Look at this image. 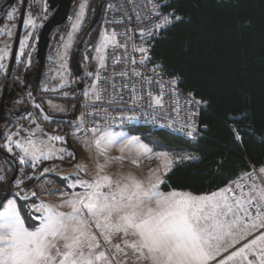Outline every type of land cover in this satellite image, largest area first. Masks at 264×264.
Returning a JSON list of instances; mask_svg holds the SVG:
<instances>
[{"label": "snow or ice", "instance_id": "snow-or-ice-1", "mask_svg": "<svg viewBox=\"0 0 264 264\" xmlns=\"http://www.w3.org/2000/svg\"><path fill=\"white\" fill-rule=\"evenodd\" d=\"M84 7L82 4L76 22L72 25L73 32L68 33L67 40L61 37L64 41L61 45L63 51L58 50L57 63L64 71L56 72V76L61 77L59 88L70 83L65 78L66 58L73 43V33L84 21ZM152 7L161 22L150 21L151 27L139 29L141 44L137 45L134 41L131 43L132 51L141 54L140 59L128 52L131 37L121 43L118 37L122 34L115 29L102 33L100 42L94 48L98 67L94 72L87 73L95 83L89 85V89L83 93L92 100L93 105L105 100V89L100 84L101 81H108L101 75V71L107 70V49L111 47L121 49L124 53L117 57L113 52L112 65L123 63L127 67L112 74L114 97L107 101L109 104L115 103L116 97L122 101L123 92L127 89L133 104L147 96L150 107L163 108V98L165 94H170L176 100L174 111L179 113L181 110L179 84L182 78L172 76L164 81L162 64H154L150 70L151 75H145L143 68L152 59L150 48L145 43H150L161 31L183 18L174 11L163 15L154 3ZM15 11L13 9L6 13V17L14 18ZM137 20H140L139 15ZM23 26H31L34 31L40 27L30 13L26 14ZM4 34L11 37L12 32L5 27L0 29V35ZM123 35L127 36L128 33ZM32 38L33 33H29L19 40L17 60L25 55L28 41ZM11 55L8 44L0 48V69L5 68L3 61ZM26 62L31 64L30 52ZM116 76L122 80L127 79L129 83L121 84L117 90L114 82ZM154 84L158 87L159 95H154L151 90ZM185 102L188 106H206L207 103L195 100L193 93L187 94ZM48 103L57 111L66 110L64 106L55 105L52 101ZM195 114L191 113L192 116ZM86 115L95 116V107L91 112L81 113L77 121L69 123H74L77 132L93 133V144L97 150L93 157L96 161L95 175L89 180H78L70 186H79L82 189L80 192L73 191L66 198L60 193L62 199L58 204L40 201L35 206L39 212L35 218L38 223L32 229L25 226L15 201H7L4 210L0 211V264H264V165L259 168L253 166L252 171L210 193L195 194L181 190L164 192L161 190V185L166 183L163 176L172 170L174 164L193 157L157 152L151 146L155 142L145 143L138 136L117 135L109 130L101 131L98 127L85 128ZM44 119L53 120L54 117L45 114ZM188 127H193V122L190 121ZM37 130L45 132L37 124L36 129L26 130L21 126L16 133L8 135V151H12L13 145L20 148L23 152L19 156L20 163H31L33 168L54 157L63 159L62 155L57 154L68 150L57 149L50 142H66L65 138L48 136V142L38 143L33 139ZM20 131L29 133L27 146L20 140L12 139ZM97 132L101 134L95 136ZM188 135L191 136L192 132ZM237 139L240 137L237 136ZM84 146L87 149L86 143ZM113 147L119 148L120 155L110 154ZM68 154L75 157V153ZM101 158L103 163L100 162ZM150 159H156L160 164L156 168H149L146 175H137L132 170L140 168L144 160ZM116 164L120 168L114 173L110 172V167ZM125 165L129 167L125 168ZM83 170L87 175L86 166ZM43 171L46 173L48 169ZM22 183L20 179L15 181L17 186ZM31 195L35 196V193ZM255 232H259V235L247 239ZM244 240L247 242L229 253L230 248ZM250 254H254L253 259L248 258ZM218 257L221 258L218 260Z\"/></svg>", "mask_w": 264, "mask_h": 264}, {"label": "trees", "instance_id": "trees-1", "mask_svg": "<svg viewBox=\"0 0 264 264\" xmlns=\"http://www.w3.org/2000/svg\"><path fill=\"white\" fill-rule=\"evenodd\" d=\"M161 1L183 19L146 46L165 75L180 76L183 88L207 102L200 114L203 134L193 141L137 122L128 126L194 153L164 175L163 191L210 193L264 165V0ZM93 2L92 20L105 0ZM29 4L37 9L36 0ZM97 25L86 28L87 37ZM26 166L29 173L30 163ZM48 174L62 183L69 177ZM16 197L21 205L33 198Z\"/></svg>", "mask_w": 264, "mask_h": 264}, {"label": "rangeland", "instance_id": "rangeland-1", "mask_svg": "<svg viewBox=\"0 0 264 264\" xmlns=\"http://www.w3.org/2000/svg\"><path fill=\"white\" fill-rule=\"evenodd\" d=\"M48 0H36V8L33 10L29 4L27 5V10L26 14L30 13L32 18L35 20L37 25H40L35 31L32 29L31 26L27 28H23V32L21 35V38L28 36L29 33H33V38L28 41V47L25 49V55L20 57L19 60L16 59L15 62V68L11 71V75H14L15 73H22L23 75V85L25 84V73L26 69L31 67L34 62L36 61V45H37V37H39L40 30L42 28L44 20H46L50 14L51 11L49 10L48 7ZM94 0H80L78 6L71 12L69 16L70 20V30L67 32L61 31L59 27H57L53 33L52 37L54 35L53 41L56 38L58 42L51 46L47 52L48 56V64L46 68V72L44 74V79H43V85L39 86V93L37 94V98H34L32 96L31 91L28 90V92L31 95L32 100L34 101V106L35 109L30 111L29 113H25V126L23 125V128L26 130H33L36 129L37 124H39L45 132H40L37 130L36 136L33 137L38 143L40 141H45L48 142V136H62V132H60V128L62 129V125L59 127V124H54L53 121L56 122H61L63 119H69V116H71L74 112V100H76V94H77V89H76V80L75 76L73 74L72 68H71V58L76 50V46L80 40H85V45L81 51L80 54V63L81 66L84 70H86V77L85 84H93L94 80L91 76H88L87 73L94 72V70L97 69L98 67V61L94 57H96L97 53L94 51L95 46L100 42L102 38V33L104 32L102 28V17L98 25L95 27V30L91 33L89 37H87V31L86 28L91 25L93 22L92 20V15H93V9H94ZM84 5V12H85V18L82 23V25L79 27V29L73 33V43L71 48L68 50L67 58H66V69L67 72L65 73V78L70 82L66 87L64 88H59V84L61 82V77L56 76L57 71H64L63 69L59 68V65L57 63V52L58 50L63 51L61 48V45L63 44V40L61 37H64V40H67L68 33L73 32L72 25L76 22L78 13L81 10V5ZM105 4V3H104ZM97 12V11H96ZM25 14V17H26ZM15 26V27H13ZM8 29L11 30L12 35L9 37L7 34L4 35V38L0 41V48L4 47L5 44L9 45L10 51L12 53L13 49V44H14V37L16 34V23L12 22L10 26H8ZM20 38V39H21ZM87 38V39H86ZM31 53V64H27V58H28V53ZM87 57V59L85 58ZM10 57L5 58L3 61L5 68L0 69V81H3L2 79H5L7 77V72H8V65H9ZM22 71V72H20ZM56 77L53 79L52 77ZM1 89V86H0ZM55 89V90H52ZM89 89V86L87 87ZM64 93H67V95H64ZM83 96V95H82ZM1 97V96H0ZM48 101H52L53 104L55 105H62L66 110L63 111H57L55 108L51 107L48 103ZM20 103H24L23 98L21 97ZM36 105H39L40 107L37 108ZM26 107V106H25ZM42 109V111H41ZM50 111V115H48L46 112ZM48 115L51 117H54L53 120H45L44 116ZM65 117V118H64ZM78 113L76 116L73 118V122L77 121L79 119ZM57 119V120H56ZM72 119V118H71ZM35 121V122H34ZM64 126L67 125L70 129L69 133V139L71 143L74 145V147L77 150L78 153V160L75 162L72 157L70 158H65L59 159L54 157L51 160H45L42 161L38 164L39 167H36L40 169L41 165H43L46 162L50 161H56L58 163H49L47 164L43 169L47 168L48 172H44L42 174V177L37 178V174L32 173L31 175H34L35 178L33 181H31V187L25 186V194H21L20 196L24 198L27 195L29 197H33L30 200L24 201V204H20L16 196L9 195L4 201L0 203V211L4 210L3 206H6V202L9 200L15 201L16 205L18 206L19 213L21 217L24 219L25 226L32 229L34 228L38 221H36V217L39 215V212L35 210V206L39 204L40 201H46L52 204H58L60 200L62 199L60 193L64 194V198L71 196L72 192H80L82 189L77 186L75 188L70 187L71 185L77 183L78 180H89L95 175L96 169H95V163L96 161L93 159V157L96 155V148L93 144L94 140V135L93 133H89L82 138H76V128L73 124H68L63 122L62 123ZM21 126H18L14 128L12 131L9 132V135L11 133H16ZM135 128V127H134ZM132 126H128V124L125 125H119L114 128L107 129L111 131L112 133H115L117 135H125V136H138L143 140L145 143H149L150 141L155 142L152 143L151 146L154 148L155 151L157 152H168L170 155L173 156H195L194 153L191 151L175 146V145H170L162 142L159 140L156 136L152 135L150 132L149 133H139L134 130ZM62 131V130H61ZM101 133L97 132L95 136H99ZM85 137L87 139L85 140ZM13 140H20L21 143L25 144L27 146L26 141L29 139V133L28 131H20L18 136H13ZM7 143V142H6ZM52 145H54L55 148H65L67 149V144L65 142L61 141H51L50 142ZM87 144L88 147L87 149L85 148L84 144ZM17 151V155L21 156L23 155V152L20 148H17L15 145L12 147L11 152ZM64 153H58L57 155H64ZM110 154L112 156H118L120 155L119 148L118 147H113L110 149ZM55 159V160H54ZM65 161H68V163H71L70 165L65 163ZM73 162V163H72ZM100 162L103 163V158L100 159ZM160 164V161L156 159H150V160H144L142 162V166L140 168H133L132 170L140 176H144L147 174L149 168H156ZM28 165V163H27ZM31 165V163H30ZM78 165L80 166L78 168ZM86 166L87 170V175H85L84 168ZM25 167L26 163H25ZM125 168H128L129 165H125ZM120 168L119 164L113 165L110 167L109 171L110 172H116ZM31 169L33 167L31 166ZM41 170V169H40ZM28 173V172H27ZM31 171H29L28 174H30ZM48 173H58L61 175H69L68 179L66 182H59L56 180V177H52ZM79 173V175H77ZM71 174V175H70ZM164 179V176H163ZM2 181V180H0ZM58 190V191H57ZM162 190V189H161ZM163 191V190H162ZM171 191V190H170ZM35 193V196H32L31 193ZM168 192V191H164ZM1 193V192H0ZM8 195L2 194L0 195L1 200ZM0 200V201H1ZM26 213V215H25ZM259 235V232L253 233V236L248 237L247 239H252L254 236ZM247 240L241 241L240 244H237L234 248L229 249V253L231 251H235L236 248H239L242 246L243 243H246ZM229 253H224L223 255H228ZM221 257H218L217 259L219 260ZM249 259L254 258V254H250ZM215 264V262H213Z\"/></svg>", "mask_w": 264, "mask_h": 264}, {"label": "built area", "instance_id": "built-area-1", "mask_svg": "<svg viewBox=\"0 0 264 264\" xmlns=\"http://www.w3.org/2000/svg\"><path fill=\"white\" fill-rule=\"evenodd\" d=\"M80 0H72L69 14L65 22L61 25V31L67 32L70 30V20L69 16L71 12L78 6ZM153 3L159 6V11L163 15H167L169 12L166 11L162 6L161 0H105L104 12L102 15V28L103 30H108L109 32L112 29H115L118 33H121L118 37L121 43H124L125 40H129L128 52L134 56L136 59L141 58V54L138 52H133L131 43L134 41L137 45L141 44L140 40V28H149L152 26V23H158V17L153 12ZM137 15L140 16V20H137ZM130 18V19H129ZM118 21H123L122 23H118ZM150 21L152 23H150ZM127 32L128 35L125 36L123 33ZM57 38V37H56ZM54 39L52 42L53 46L55 42L58 40ZM54 43V44H53ZM146 46V43H145ZM109 59L107 61V70L101 71V75L108 82L105 83L101 81L100 87L105 89L104 97L105 100L103 102H96L93 105V102L90 98H86L83 93L85 90H88L87 84L83 89H77L76 100H74V106H79L78 115L81 116V113L91 112L93 111V107L96 109V115H86L84 116V125L85 128L98 127L101 131L114 128L119 125L130 124L132 122L141 123L146 126L156 127L165 129L173 134L182 135L188 139L193 141L200 138L203 134L202 126L200 124V114L204 106L192 104L188 106L185 102V97L188 93H193L185 88H183L179 84V107L180 111L177 113L174 111L176 108V100L170 96V94H165L164 96V107H150L147 96H144L142 100H138L136 104L132 103L130 98V94L127 89L123 92V100L120 101L118 97H116V102L109 104L107 101L112 100L114 97V90L111 87L113 80L111 79L113 72H120L126 69V64L120 65H112L111 57L113 52H115V56L120 57L124 55L123 50L121 49H113L109 47L107 49ZM151 56V60L147 63V65L143 68L145 75H151V68L157 62L154 59V56L149 52ZM48 64V56H46L45 67L42 72L40 78V85H43L44 74L46 72ZM138 70H140V66H136ZM22 72V71H20ZM131 74V73H130ZM172 76L163 75L162 79L167 81ZM156 79L155 77H153ZM0 81L1 89L3 88L6 81H9L10 85L17 84L19 86H23V75L22 73H15L10 77H5ZM117 85V90H119V86L124 83H129L127 79H121L119 76L115 77L114 80ZM134 82V81H133ZM95 83V81H94ZM154 95H159L158 87L154 84L151 88ZM21 97L24 102L29 105L32 109L35 108L34 101L31 98L28 90L23 89L21 92ZM83 95V96H82ZM195 100L201 101L198 97L194 95ZM106 110V111H104ZM192 112L196 114L194 116L191 115ZM131 118V119H130ZM193 122V127H188L189 122ZM194 128V131H193ZM192 132V135L189 136L188 133ZM91 132H76V138H82L83 136L89 134ZM253 167V166H252ZM259 168L260 166H255ZM252 171V168L251 170ZM249 171V172H250ZM237 179L233 180L236 181Z\"/></svg>", "mask_w": 264, "mask_h": 264}, {"label": "water", "instance_id": "water-1", "mask_svg": "<svg viewBox=\"0 0 264 264\" xmlns=\"http://www.w3.org/2000/svg\"><path fill=\"white\" fill-rule=\"evenodd\" d=\"M1 1L3 0H0V3ZM28 1L29 0L23 1L19 24H18L16 36L14 39L13 49L11 53L12 55L10 57V61L8 65L7 77L11 76V71L13 70L15 62H16V55H17V51L19 48V40L21 38V34L23 30V20L25 19ZM71 1L72 0H48L47 1L51 14L46 20H44L42 28L39 33V37H38V41L36 45V61L31 67L26 69L25 84L23 85V87H20L17 84H14L11 86L9 81L5 82L2 93H1V100H0V122L3 119L6 105H9L11 102L17 105L21 101L20 92L22 91L23 88L31 91L32 96L34 98H37L38 89L40 86V78H41L43 69L45 67V59H46L47 51L50 46L52 33L57 27H60L67 19ZM15 2L16 0H4V6H12ZM103 11H104V2H101L97 9L96 15L93 19V22L90 25V28L94 27L100 22ZM83 42H84L83 39L78 42L76 46V50L74 51L72 58H71V68H72L73 74L75 77L80 79L77 84V87L79 89H82L84 86V82L81 80L83 69L80 63V59H79V55H80V52L83 46ZM30 109L31 108L27 106L25 107L24 110H21L20 113H22L23 111L27 112ZM78 109H79V106L76 105L74 108V112L72 114L73 117H75L76 114L78 113ZM66 142L68 145L71 144V141L69 138H67ZM77 160H78V153L76 152L75 162ZM49 163H58V162L57 160L46 162L43 165H41L40 169L42 170ZM10 193L11 192L8 191L7 192L8 195H6L0 201V203L4 201L10 195Z\"/></svg>", "mask_w": 264, "mask_h": 264}, {"label": "flooded vegetation", "instance_id": "flooded-vegetation-1", "mask_svg": "<svg viewBox=\"0 0 264 264\" xmlns=\"http://www.w3.org/2000/svg\"><path fill=\"white\" fill-rule=\"evenodd\" d=\"M23 1L24 0H16V2L12 6H4V0L1 1L0 3V29H3L5 27L8 28V26H10L12 22H15L16 32H17L20 14L22 11V6H23ZM13 9L17 10L14 12V18H7L6 13L12 11ZM4 35H0V41L4 38ZM84 75H86V70L83 69V76ZM1 92L2 90H0V96H1ZM0 100H1V97H0ZM25 106L26 105L24 103H18L17 105H15L12 102L9 105H6L3 119L0 122V178H2L0 179L2 180L0 181V192H1L0 195L6 194L8 191L11 192L10 195H13V196H20L21 194H25V186L27 185L29 187L31 185L30 184L31 181H33V179L35 178V176L31 174L36 171L35 172V174H37L36 179L41 177L43 174L44 169L40 171L39 168H37V170L36 168L31 169V173L28 174L25 171V168H26L25 163L24 164L20 163L19 156L17 155V151L9 152L6 147V144H7L6 142H7V137L9 135V132L18 126H23V125L25 126V111L20 113L21 110L25 109ZM73 118L72 119L69 118L67 120L63 119L60 123L53 121L54 124H59V127L61 125L63 126L62 129L60 128L59 130L64 135L65 141H66V138L69 136L70 129L69 127H67V125L64 126L62 123L65 122L69 124V121L73 120ZM67 147H68L67 148L68 151L65 152V154L63 155V160L65 158H70V157H72L73 160H75L76 152H77L76 148L74 147L72 143L70 145H67ZM68 153H75V157H73L72 155H69ZM65 163L69 165L71 164V163H68V161H65ZM21 169L23 170L22 172L20 171ZM17 179H20L23 181V183L20 184L19 186L15 184V181Z\"/></svg>", "mask_w": 264, "mask_h": 264}]
</instances>
